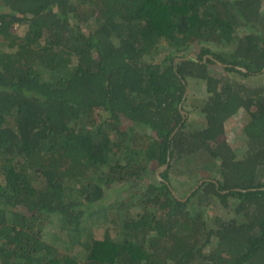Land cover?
I'll return each instance as SVG.
<instances>
[{
    "label": "trees",
    "instance_id": "1",
    "mask_svg": "<svg viewBox=\"0 0 264 264\" xmlns=\"http://www.w3.org/2000/svg\"><path fill=\"white\" fill-rule=\"evenodd\" d=\"M263 6L0 0V264H264Z\"/></svg>",
    "mask_w": 264,
    "mask_h": 264
},
{
    "label": "rangeland",
    "instance_id": "2",
    "mask_svg": "<svg viewBox=\"0 0 264 264\" xmlns=\"http://www.w3.org/2000/svg\"><path fill=\"white\" fill-rule=\"evenodd\" d=\"M18 30H19V32H23L25 30V27L21 26V27H19ZM208 66H209L210 70L215 74H221L224 72V70L222 69V67L220 65L210 63ZM263 80H264V76H258L257 79H254L253 81H251V80H247V81H248V83L261 84ZM194 83L195 84L192 85V87H193V90L195 92V98L198 99L199 101L205 99L207 96L205 86L203 84H196V82H194ZM192 103H193V101H190L189 105H185V106L191 108ZM191 118H194L193 119L194 123H196L195 120L199 124L201 123V118L199 115L193 114ZM244 120H245L244 112H243V110H240L233 118H231L230 120H228L226 122V132L228 135L229 142L235 148H237L239 146V144L241 143V141L244 138L243 133H242V127H243ZM0 180H2L1 177H0ZM180 190L181 191L179 193L181 195H184V188L181 187ZM112 194H113V192L110 195H112ZM118 197L119 196H117V195L107 196V198L103 202H101V203L107 204L109 206V207H107L108 211L106 213H104L103 208L100 205H96L94 207H91L94 214L91 215V212H92L91 211L83 219V228H84L86 234H91V235H94L95 237H100L104 234L106 226L111 223V219L116 217L118 212L122 211L115 204L117 201L116 199ZM197 210H199V208ZM211 212H212V210H211ZM48 230L53 231L54 229L49 227ZM46 238L49 241V237L46 236ZM67 252H70V251H67ZM71 254H73V253H71Z\"/></svg>",
    "mask_w": 264,
    "mask_h": 264
},
{
    "label": "water",
    "instance_id": "3",
    "mask_svg": "<svg viewBox=\"0 0 264 264\" xmlns=\"http://www.w3.org/2000/svg\"><path fill=\"white\" fill-rule=\"evenodd\" d=\"M191 57H197V55L195 54V53H191V54H189L188 56H186L184 59H189V58H191ZM178 59H183V58H178ZM188 92H189V88H187V90H186V94H185V96L188 94ZM182 114H183V121L181 122V124L184 122V120L186 119V111H184V110H182ZM180 124V125H181ZM178 129V128H177ZM177 129H176V131H177ZM186 199V198H185ZM184 199V200H185Z\"/></svg>",
    "mask_w": 264,
    "mask_h": 264
}]
</instances>
